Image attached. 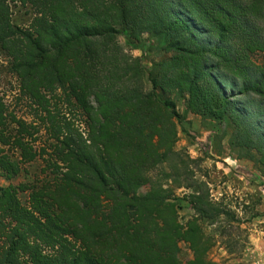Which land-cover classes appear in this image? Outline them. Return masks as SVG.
I'll use <instances>...</instances> for the list:
<instances>
[{
    "label": "trees",
    "instance_id": "obj_1",
    "mask_svg": "<svg viewBox=\"0 0 264 264\" xmlns=\"http://www.w3.org/2000/svg\"><path fill=\"white\" fill-rule=\"evenodd\" d=\"M118 34L170 56L147 70ZM0 54L27 110L0 93V176L41 161L0 185V264H217L201 222L230 213L175 150L177 105L264 173V0H0Z\"/></svg>",
    "mask_w": 264,
    "mask_h": 264
},
{
    "label": "rangeland",
    "instance_id": "obj_2",
    "mask_svg": "<svg viewBox=\"0 0 264 264\" xmlns=\"http://www.w3.org/2000/svg\"><path fill=\"white\" fill-rule=\"evenodd\" d=\"M11 7L13 22L20 26L27 25L31 18L30 10L18 4ZM116 41L125 55L136 59L147 70L153 63L170 56L164 54L155 40L147 35L142 36L138 44L128 42L121 34L116 35ZM6 65L7 59L0 54V93L10 104V109L21 116L27 110L23 103L16 104L12 100V96L18 92V83L7 72ZM146 88L150 89V86L147 85ZM177 111L182 121L178 124L175 150L184 154V159L195 171V179L206 183L209 198L221 203L230 213L227 217L216 218L213 222H201L204 233L214 242L208 259L217 264H258L264 260V245L256 248L252 240L255 236L264 241V173L249 160L239 159L241 164H238V153L229 147V127L203 120L186 111L180 103ZM40 164L41 161L26 166L28 174L22 172L9 181L0 176V185L16 186L31 181L33 175L39 172ZM164 187L167 188L168 185ZM147 192L148 187L140 190L143 195ZM189 192V189H176L175 195L182 197ZM180 207L179 220L184 224L195 214L186 201H181ZM179 257L183 262L193 258L185 243L180 244Z\"/></svg>",
    "mask_w": 264,
    "mask_h": 264
},
{
    "label": "crops",
    "instance_id": "obj_3",
    "mask_svg": "<svg viewBox=\"0 0 264 264\" xmlns=\"http://www.w3.org/2000/svg\"><path fill=\"white\" fill-rule=\"evenodd\" d=\"M238 160V164H241L240 160ZM236 160V161H237ZM235 161V160H234ZM228 164V163H227ZM252 244L256 247V248H261L260 246L264 245V241L261 240L260 238L258 239L257 237L253 236V240H252ZM258 264H264V260H261V262H259Z\"/></svg>",
    "mask_w": 264,
    "mask_h": 264
}]
</instances>
